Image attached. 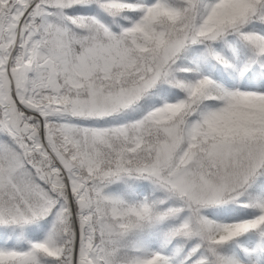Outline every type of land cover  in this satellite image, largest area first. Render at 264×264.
Wrapping results in <instances>:
<instances>
[{"label":"snow or ice","instance_id":"obj_1","mask_svg":"<svg viewBox=\"0 0 264 264\" xmlns=\"http://www.w3.org/2000/svg\"><path fill=\"white\" fill-rule=\"evenodd\" d=\"M0 264H264V0H0Z\"/></svg>","mask_w":264,"mask_h":264}]
</instances>
